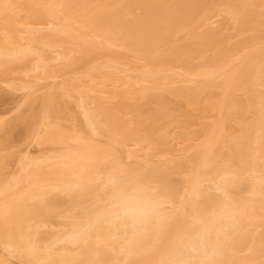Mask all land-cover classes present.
Listing matches in <instances>:
<instances>
[{
    "label": "bare ground",
    "instance_id": "6f19581e",
    "mask_svg": "<svg viewBox=\"0 0 264 264\" xmlns=\"http://www.w3.org/2000/svg\"><path fill=\"white\" fill-rule=\"evenodd\" d=\"M2 89L0 264H264V0H0Z\"/></svg>",
    "mask_w": 264,
    "mask_h": 264
},
{
    "label": "rangeland",
    "instance_id": "374dc122",
    "mask_svg": "<svg viewBox=\"0 0 264 264\" xmlns=\"http://www.w3.org/2000/svg\"><path fill=\"white\" fill-rule=\"evenodd\" d=\"M212 21L213 22H216V21L219 22L220 21V18H215ZM218 22H216L217 25H213V26H211V28L216 29L218 27V25H219ZM207 28H210V27H207ZM234 34H235V32H233L231 30V31H228L227 32L226 36L227 37H232ZM183 35H184V33H181L178 36H180L179 38H181V37H183ZM239 38L240 37H238V39ZM235 39H237V38H235ZM2 90H0V112L1 113L2 112H5L7 110H10V109H14L17 101H19L20 100V97H21V94H19V93H12L11 94L8 91H5V89H2ZM35 105H37V104H35ZM22 110H23V108L20 111H22ZM16 114H17V112L12 113L10 115L11 117L9 116V118H13ZM194 114H196V113L194 112ZM13 129L12 130H13V132L16 135L15 140H14V138L13 139H9V140H12V142L8 143V145L6 146L8 150L5 149V151H0V152H2L3 155L6 154L7 152H13V151H17L18 149L24 148L28 144V139H27L28 138V134L24 130L23 125L22 124L14 125ZM19 133H21V134H19ZM4 134L5 133L1 134V138L2 139L6 137V135H4ZM25 136H27V137L25 138ZM17 137L19 138V140H17ZM33 148H34V146H33ZM48 148L49 147H43V148H40L39 150H47ZM2 154H0V155H2Z\"/></svg>",
    "mask_w": 264,
    "mask_h": 264
}]
</instances>
